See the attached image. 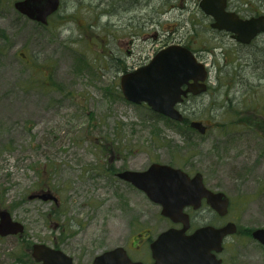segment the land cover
Instances as JSON below:
<instances>
[{
	"label": "rangeland",
	"instance_id": "1",
	"mask_svg": "<svg viewBox=\"0 0 264 264\" xmlns=\"http://www.w3.org/2000/svg\"><path fill=\"white\" fill-rule=\"evenodd\" d=\"M14 1L0 0V190L22 196L13 213L25 232L0 241V260L22 253V264H37L28 249L45 243L76 264L115 247L147 263L148 241L171 223L117 174L160 163L200 173L228 197L236 232L223 241L222 264H264L251 237L264 228V50L229 45L227 63L221 54L200 57L208 88L184 116L207 127L201 135L191 120L168 125L119 89L123 73L148 62L177 20L197 12L194 0H60L47 25L20 15ZM248 51L252 66L236 57ZM39 186L57 195L58 209L27 198ZM191 220L192 229L218 222L207 208Z\"/></svg>",
	"mask_w": 264,
	"mask_h": 264
},
{
	"label": "water",
	"instance_id": "2",
	"mask_svg": "<svg viewBox=\"0 0 264 264\" xmlns=\"http://www.w3.org/2000/svg\"><path fill=\"white\" fill-rule=\"evenodd\" d=\"M59 5L60 0H17L13 7L27 19L46 25L48 17L58 10ZM199 6L203 13L214 19L215 28L230 32L241 43H248L255 35L264 32L263 16L242 20L235 13L224 11L225 0H201ZM208 78L209 71L203 62L186 48L172 45L155 53L146 65L122 74L119 89L128 102L145 103L153 112L182 122L183 115L175 106L188 93L198 95L205 92ZM189 126L201 135L206 132V126L200 121H190ZM117 177L142 191L149 201L160 207L163 217L181 224L180 228L171 227L161 232L150 243L152 264L222 263L217 255L223 249L224 238L236 232L234 223L221 228L202 226L187 233L190 220L185 208L197 210L205 199L220 216L228 211V197L207 189L200 173L190 177L170 165L152 163L144 171L125 170ZM22 231L21 224L12 222L8 212H0V236ZM251 237L264 247V228L254 229ZM30 255L39 264H75L63 251L44 244H34ZM92 264L143 263L133 262L122 247H115L96 256Z\"/></svg>",
	"mask_w": 264,
	"mask_h": 264
},
{
	"label": "flooded vegetation",
	"instance_id": "3",
	"mask_svg": "<svg viewBox=\"0 0 264 264\" xmlns=\"http://www.w3.org/2000/svg\"><path fill=\"white\" fill-rule=\"evenodd\" d=\"M242 0H225V7L224 11L229 12V13H235L240 19L246 20V19H251V18H257L260 16H263L264 18V0H245V3H238ZM201 0H194V3L196 5V10L197 12L192 15L190 14L188 17H183L178 19L177 22L178 24L174 26V29L171 31V36L168 38H165L164 40V45L162 47H159L156 51H154L153 55L157 53L158 51L172 45H177L186 48L189 50L199 61L200 57H204L205 55L208 54H221L223 55V60L227 63V57L224 56L225 50L227 47L230 45L233 47H236L238 50L244 49L249 50V51H263L264 50V32L258 33L255 35L250 42L248 43H241L234 39L232 37V34L230 32L224 31V30H219L213 26L214 19H212L210 16H207L205 13L202 12L199 4ZM181 6H184L183 3L180 4ZM183 8V7H182ZM176 38V41H173L174 37ZM154 38H157V35L154 34ZM172 41H170V40ZM129 45L133 44V41L130 40L128 42ZM248 53H239L237 57V60H243L245 66L252 64H249L248 60L251 58V56L254 57V55L249 52ZM126 54H129V51L126 52ZM152 55V56H153ZM151 58V57H150ZM215 59L213 58L212 64H215ZM149 61V60H148ZM147 63V62H146ZM255 63H258V61H255ZM145 65V63L138 65L136 68H139L141 66ZM186 88V85L183 86V89ZM198 95H193L188 93L186 96L183 97L182 101L179 102L176 105V108L178 111H180L183 115L185 110L189 109V102H193L191 104V108L194 110L198 108V104L195 105L194 103L196 102L195 100L198 99ZM195 105V106H194ZM12 144L13 141H11ZM17 145V142L15 143ZM207 188V187H206ZM208 189V188H207ZM210 190V189H209ZM212 191V190H211ZM213 192H219V191H213ZM14 197L11 193V191L2 189L0 190V212L1 211H6L9 213L11 221L21 224L23 227V231L21 233L17 234H10L6 236H0V241L2 240H8V239H16L20 240L23 239V235L25 232V227L24 223L22 220H19L16 218L14 215L13 211L14 209H22L23 207V199L22 196ZM45 197V198H43ZM48 197V198H46ZM29 200L32 201H39V202H51L53 204L52 209H58L60 205L59 198L57 197L56 194L52 190H50L48 187H42L39 186L38 189L33 192L32 194H29L27 197ZM46 199V200H45ZM207 208L209 209L212 213L217 222V224H213L211 226L215 228H221L225 226L226 224L230 223L227 219L228 212H229V206H228V211L225 215L220 216L216 211H214L212 208H210L206 204V200L203 199L201 202V206L197 209L194 210L192 207H188L185 209V212L189 215V220H190V228L192 227V220H191V212H197L201 209ZM60 212L55 211V215L59 214ZM60 215V214H59ZM166 219V218H165ZM171 223V227L179 228L181 224H174L172 223L169 219H167ZM200 227V226H199ZM198 228V227H196ZM195 229V228H194ZM194 229H190L189 232H191ZM140 235V234H138ZM150 243L151 241H148V249L150 251ZM34 244H44L45 243H33L31 247ZM49 246V245H47ZM53 249H58L60 250L56 245L49 246ZM20 248V246L17 247V251ZM135 250H140V246L134 247ZM29 253H31V248L28 249ZM16 251V252H17ZM126 251V250H125ZM22 253H15V254H10L7 256L6 261L0 260V264H22L23 257ZM128 255V254H127ZM150 260H148L147 263L142 262V261H136L133 260L129 255L128 257L133 261V262H141L143 264H152L153 260L151 258V254L149 253ZM31 257V255H30ZM39 264V263H37Z\"/></svg>",
	"mask_w": 264,
	"mask_h": 264
},
{
	"label": "trees",
	"instance_id": "4",
	"mask_svg": "<svg viewBox=\"0 0 264 264\" xmlns=\"http://www.w3.org/2000/svg\"><path fill=\"white\" fill-rule=\"evenodd\" d=\"M152 113H153L156 117L161 118V119H164L165 122H166L168 125H170V124H171L172 126L174 125L175 127H178V129L182 128V126L185 125L187 121L191 120V119H188V118H186V117L184 116L183 121L179 123V122L172 121V120H170V119H168V118H166V117H164V116H162V115L156 114V113H154V112H152Z\"/></svg>",
	"mask_w": 264,
	"mask_h": 264
}]
</instances>
